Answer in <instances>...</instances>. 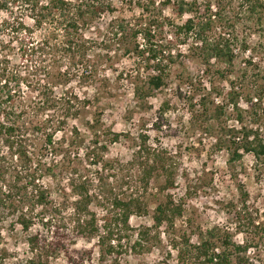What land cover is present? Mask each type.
<instances>
[{
	"label": "rangeland",
	"instance_id": "1",
	"mask_svg": "<svg viewBox=\"0 0 264 264\" xmlns=\"http://www.w3.org/2000/svg\"><path fill=\"white\" fill-rule=\"evenodd\" d=\"M110 1L113 13L102 16L85 33L94 43L87 57L97 62L95 81L87 78L79 61L70 67L54 62L55 96L86 98L91 104L55 132L54 156L47 150L39 158L41 138L31 137L37 156L33 161H41L36 179L46 192V203H21L24 174L18 175L17 162L0 161V264H178L174 247L180 248L185 240L195 245L209 231L226 234L235 245L244 246L246 264H264V159L255 161L244 154L227 163L232 130L257 121L264 134V0H217L220 13L211 17L202 45L191 33L173 36L175 27L191 18L187 13L177 15L178 3L209 2L214 7L216 0H146L142 7L126 0ZM149 14L162 22L156 39L173 55L166 68V86L154 93L147 86L152 73L144 70L139 58L123 55L124 47L109 31L115 20L134 23L145 21ZM16 19L32 25L27 14L16 8L0 12V23ZM218 39L227 43L231 62L212 56L210 47ZM2 46L0 59L6 58L9 68L25 77L30 64L16 50ZM65 67L73 76H68L69 81L57 80V70ZM21 91L26 96L36 94L25 85ZM164 102L167 108L161 113ZM111 134L120 135L117 143H110ZM141 137L147 147L173 158V190L162 192V179L153 176L143 191L135 157ZM82 184L90 199L85 208L79 204ZM108 190L121 199L138 195L147 205L148 215L130 218L128 239L121 248L115 247V237L101 247L97 241L103 235L108 203L102 197ZM166 196L182 205L181 217L172 227H162L157 240L150 233L142 247L133 250L137 231L151 226L152 213ZM22 216L30 222L27 231L19 224ZM31 239L36 242L31 244ZM108 245L118 254L108 256Z\"/></svg>",
	"mask_w": 264,
	"mask_h": 264
},
{
	"label": "trees",
	"instance_id": "2",
	"mask_svg": "<svg viewBox=\"0 0 264 264\" xmlns=\"http://www.w3.org/2000/svg\"><path fill=\"white\" fill-rule=\"evenodd\" d=\"M128 1L142 7L141 3L146 0H126ZM178 4L177 15L181 17L187 13L191 18L181 26L175 27L173 36L187 37L191 33L201 43L213 23L211 17L215 19L220 13V4L217 0L214 7L209 2L197 5L195 1H191L184 5L179 1ZM14 8L20 10L21 14H27L32 25L28 27L21 19L3 21L0 23V39L4 40L0 41V44L3 45V50L10 47L11 50H16L19 57L30 64V68L27 69L31 70L22 77L18 71L9 68L6 58L0 59V149L2 150L0 161L7 162L8 165L9 162H17L20 170L18 175L24 174L25 185L20 188L24 197L20 198V202L24 205H29L31 202L42 205L46 203L47 195L45 190L38 186L36 179L40 177L37 171L41 161L38 160L37 163L33 161L37 156L35 157L34 154V141L31 137L41 138L42 145L40 153L37 154L39 158V154L47 150H50V154L54 156L58 149L53 140L55 132L61 131L68 119H76L81 110L91 104L86 98L80 100L67 94L61 97L55 96L54 86L58 83H54V62L66 63L70 67L74 62L79 61L85 69L87 78L94 82L97 76V62L87 57V52H90L94 43L85 38V33L90 32L102 16L112 14L113 8L110 0H0V12H8ZM142 12L149 11L142 8ZM147 18L145 21L134 23L115 20L111 23L109 31L110 37L124 47L123 55L139 58L144 70L152 73L147 80V86L149 92L154 93L166 86V68L171 63L173 55L168 51L169 48L163 45L161 39H156L159 31L163 29L162 22L150 14ZM139 41H142V44H139ZM210 52L217 59L226 58L228 62L232 60L225 40L218 39L213 42ZM44 62L51 64L42 67L41 63ZM69 67H65L64 71L57 70V80L73 76L69 75ZM81 77L82 75L78 78ZM22 85H25L30 93H36L35 96H26L21 91ZM134 93L138 95L139 89H135ZM204 101L202 100L201 106L204 105ZM160 108L161 113H164L167 103H162ZM221 110V107L216 109L219 113ZM97 124L98 122L94 121L93 129L97 128ZM251 126H242L238 131H231L228 136V164L239 161L244 154H251L255 161L264 159V134L257 121ZM119 138L120 135L111 134L110 143H117ZM102 150L106 149L102 148ZM136 156H138L136 166L140 173L143 191L146 192L153 176L162 179V192L174 189L176 169L173 158L168 153L147 147L146 138L141 137L135 152ZM31 166H34V169H31ZM78 193L81 200L79 204L85 208L86 202L88 203L90 199L84 184L79 186ZM102 198L108 206L102 217L103 235L99 236L97 241L101 247L105 241L113 242L115 237L117 238L115 247H119L123 240L128 239L126 233L129 231L130 218L148 215L147 205L138 195H129L121 199L112 195V190L106 191ZM182 212V205L175 204L166 196L165 202L155 207L151 216V226L137 231L132 249L141 248V244L147 240L150 233H154V239L157 240L158 231L164 226L172 227L176 219L181 217ZM19 224L24 231L30 227V222L24 216L20 217ZM93 232L97 233L98 230L94 229ZM29 242L34 244L36 239H31ZM106 250L108 256L112 253L118 254L111 245H108ZM174 250L178 264H189L191 261L200 264H246L244 256L246 248L235 245L228 235H220L214 231L200 235L195 245L185 240L180 248L174 247Z\"/></svg>",
	"mask_w": 264,
	"mask_h": 264
}]
</instances>
